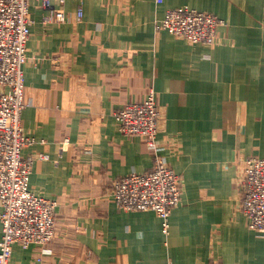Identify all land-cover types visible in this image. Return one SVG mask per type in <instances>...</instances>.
Returning a JSON list of instances; mask_svg holds the SVG:
<instances>
[{
	"label": "crops",
	"instance_id": "crops-1",
	"mask_svg": "<svg viewBox=\"0 0 264 264\" xmlns=\"http://www.w3.org/2000/svg\"><path fill=\"white\" fill-rule=\"evenodd\" d=\"M30 4L22 125L36 141L23 156L30 188L57 201L56 234L14 244L11 264H264V234L241 208L245 161L264 157V0L54 1L64 21ZM177 7L226 24L213 44L158 30ZM151 89L157 150L114 117ZM158 155L183 181L169 234L155 211H125L112 192Z\"/></svg>",
	"mask_w": 264,
	"mask_h": 264
},
{
	"label": "built area",
	"instance_id": "built-area-1",
	"mask_svg": "<svg viewBox=\"0 0 264 264\" xmlns=\"http://www.w3.org/2000/svg\"><path fill=\"white\" fill-rule=\"evenodd\" d=\"M30 1L0 0V264L12 263L14 244L25 248L33 243L45 245L56 234L57 201L37 195L30 188L33 159L23 156V149L36 141L22 125L26 107L24 65L32 22ZM40 1L50 9L51 18L66 19L64 10L55 9L53 3L67 0ZM82 15L80 6L78 17ZM225 24L213 13L177 7L168 10L156 27L191 43L213 44L218 28ZM114 117L123 134L142 136L150 148L157 150L160 110L153 89L144 101L126 104L114 112ZM112 192L125 211H155L162 220V231L169 234L170 216L181 201L183 181L158 155L151 170L115 179ZM241 208L250 228L264 234V157L251 156L245 161Z\"/></svg>",
	"mask_w": 264,
	"mask_h": 264
}]
</instances>
